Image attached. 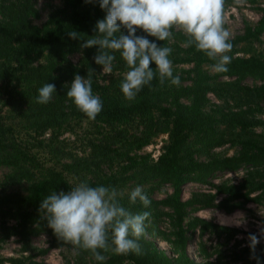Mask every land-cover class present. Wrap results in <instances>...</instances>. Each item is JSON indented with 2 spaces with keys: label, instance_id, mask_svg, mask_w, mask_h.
<instances>
[{
  "label": "trees",
  "instance_id": "16d2710c",
  "mask_svg": "<svg viewBox=\"0 0 264 264\" xmlns=\"http://www.w3.org/2000/svg\"><path fill=\"white\" fill-rule=\"evenodd\" d=\"M61 1L62 9L47 23L54 25L37 28L28 20L29 15H36L32 0H0V85L4 106L27 125L26 130L36 135L49 131L48 140L55 144L71 121L88 122L96 137L88 142L83 156H67L65 162L56 158L54 163L47 158L39 163L36 155L21 147L7 124L0 121V167L7 169L0 185V241L14 237L19 244V256L0 258V264H45L36 258L68 243L48 227L40 204L53 191L68 192L80 182L123 192L119 198L123 207L133 214L148 211L151 215L145 221L146 234L138 241L144 255L99 250L106 257L100 262L89 250L70 243L75 250V264L83 263L85 258H93V264H197L186 254L188 240L195 234L199 238L196 249L202 259L200 264H237L241 258L234 250L228 251L229 258L225 260L224 251L208 249L201 239L212 234L217 240L223 237L227 244L240 231L196 214L213 210L231 215L244 211L249 204L264 207V135L254 132L255 128H264V119L258 117L264 103V55L248 53L247 46L264 31V17L254 30L246 29L243 35L229 40L232 48L227 54L231 62L228 70L221 73L210 74L203 69L216 61L194 46L185 47L187 38L181 31L172 29L171 37L165 41L147 36L158 46L172 49V64H190L191 68L173 74L180 77L179 85L168 80L161 85L157 77L128 101L120 89L123 77L114 74L129 70L119 52L114 53L111 74L99 85L94 81L102 68L93 60L97 47L81 48L83 39L94 34L96 21L104 18L105 11L85 0ZM71 30L83 39H70L67 33ZM136 35L146 33L137 29ZM240 44H244V56L237 55ZM74 54L78 55L77 64L69 59ZM150 67L154 69L155 65ZM89 73L93 94L103 104L94 120L66 95L75 75L87 78ZM45 83L54 84L56 93L49 103L40 104L38 90ZM208 95L221 101L222 106L207 108ZM159 133L166 135V141L155 160L148 155L129 156V151L139 150ZM224 145L235 146L236 153L216 156L213 151ZM58 151L55 145L47 153L52 156ZM113 164L116 172L102 171V167ZM236 173H242L236 183L217 182ZM188 184L203 189L182 200V187ZM136 186L144 189L151 201L149 207L139 200L129 203L127 194ZM160 186H168L171 193L152 199L151 191ZM8 220L14 224L9 225ZM163 221L168 232L161 228ZM43 234L51 242L34 252L30 239ZM154 239L166 243L174 258L158 250Z\"/></svg>",
  "mask_w": 264,
  "mask_h": 264
},
{
  "label": "clouds",
  "instance_id": "9594fccd",
  "mask_svg": "<svg viewBox=\"0 0 264 264\" xmlns=\"http://www.w3.org/2000/svg\"><path fill=\"white\" fill-rule=\"evenodd\" d=\"M85 3H97L106 15L96 21L91 38L85 40L75 30L67 35L70 39H83L82 49L97 47L93 60L102 66L105 75L111 74L116 59L114 53L119 52L129 69L120 84L128 101L134 100L154 78L158 77L161 85L166 80L172 85L180 82V77L173 75L169 59L172 49L158 46L147 36L165 41L171 37L172 29H178L187 38L185 47L194 46L216 61L212 65L215 72L228 70L231 57L227 53L232 44L229 32L223 27L224 0H85ZM137 29L146 36L136 35ZM152 64L154 69L150 67ZM92 83L91 73L87 78L77 74L66 95L82 113L94 120L103 104L100 97L93 94ZM54 93L55 85L45 83L38 90L37 103H49ZM123 195L115 189L80 182L68 192L53 191L41 201L40 211L44 212L48 227L59 239L89 250L97 261L106 259L99 250L141 256L145 253L138 241L146 234L145 221L151 213L133 214L120 204L119 198ZM127 195L130 204L137 200L146 208L151 204L142 186H136ZM248 239L250 258L261 264L255 248L260 239H264V229L259 239L254 234Z\"/></svg>",
  "mask_w": 264,
  "mask_h": 264
},
{
  "label": "rangeland",
  "instance_id": "374dc122",
  "mask_svg": "<svg viewBox=\"0 0 264 264\" xmlns=\"http://www.w3.org/2000/svg\"><path fill=\"white\" fill-rule=\"evenodd\" d=\"M32 5L36 10V15H29V22L37 27L41 28L44 25L53 26L54 24H47L49 18H55V15L59 10L62 9L61 0H32ZM264 17V0H224L222 18H223V27L229 32V40L234 39L238 36L243 35L246 29L251 31L257 27L260 20ZM174 30H178L175 29ZM180 31V30H178ZM172 43V41H171ZM244 44H240L237 49L239 50L237 55L244 56L241 50ZM248 50L250 54L258 56L264 55V31L258 36L256 40L252 39L249 41ZM247 56V55H245ZM69 59L73 64H77L78 55L74 54L69 56ZM173 74L179 75L183 70L191 68L190 64H172ZM203 69L208 73L212 74L214 69L212 67L203 66ZM114 74L119 75L124 78V73L114 71ZM109 75L103 73L101 68L98 73L94 75V81L102 85L106 82ZM247 84H251L250 81H247ZM2 86L0 85V121L7 124L8 130L13 134L14 138L20 143V146L23 147L26 151L30 152L29 154H35L38 162H42L45 159H49L52 163L56 162L55 159L59 158L60 162H65L67 156H83L87 152V144L93 138L96 137L94 134V129L92 125L88 122L73 123L74 121L69 122V127L66 131L62 132L57 140L58 143L50 142L48 139L50 137V132L46 131L42 135H36L31 129L26 130L27 125L21 123L14 114H11L7 111L5 104V99L1 94ZM209 104L207 108H214V105L222 106V102L217 100L214 96L208 95ZM261 111L258 114V117L264 119V103L261 104ZM132 130H129L131 133ZM255 133L264 135V128H255ZM166 141L165 134L155 135L150 142L140 148L139 150L129 151V156H144L148 155L151 160H155L156 156L160 152V147ZM57 145L59 151L55 154H48L47 152L53 146ZM237 151V148L233 145H224L221 148L215 149L213 153L218 156H232ZM45 166L49 163L44 162ZM116 172L117 167L115 164L112 166L102 167L104 173L110 171ZM7 174V169L0 167V185L4 176ZM242 177V173L225 175L217 180L227 181L228 183H236ZM146 188V187H144ZM203 189L197 185H185L182 187V200H186L192 192ZM8 187H5L7 192ZM124 192H127L126 190ZM171 193V189L168 186H160L159 188L154 189L150 193L152 199H162L166 195ZM196 216L213 222L215 224L227 227H233L240 231V233L225 244V240L221 237L217 240L212 234H207L202 237V242L206 245L208 249L213 248V250L224 251L225 260L229 258V250H234L239 256L240 261L237 264H256V260L251 259L252 255L251 250H248L250 241V235H256L258 239L260 238L261 229H264V207L249 204L246 206L244 211H237L231 215H224L220 212L208 210L200 211ZM239 222V223H238ZM9 225L14 224L13 221L8 220ZM161 228L165 232L169 231L167 223L163 221ZM199 238L195 234L191 236L188 240L186 247V254L189 259L193 260L195 263H202V259L197 254L196 244ZM158 250L164 253L169 258H174L172 255L169 246L163 241L154 239L152 240ZM51 239L47 235H39L30 239V245L34 252L45 249L48 247ZM255 254L260 256L261 264H264V239H260V242L256 245ZM19 256V244L17 239L12 237L6 241H0V258H9ZM36 261L43 262L45 264H75V250L70 243L60 246L59 248L50 250L47 254L38 256ZM96 261L93 258H85L83 263L80 264H93Z\"/></svg>",
  "mask_w": 264,
  "mask_h": 264
},
{
  "label": "built area",
  "instance_id": "2783aa9c",
  "mask_svg": "<svg viewBox=\"0 0 264 264\" xmlns=\"http://www.w3.org/2000/svg\"><path fill=\"white\" fill-rule=\"evenodd\" d=\"M156 159V158H155Z\"/></svg>",
  "mask_w": 264,
  "mask_h": 264
}]
</instances>
